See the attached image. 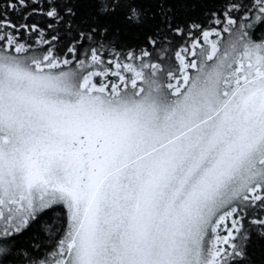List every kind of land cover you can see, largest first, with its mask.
I'll return each instance as SVG.
<instances>
[{"label": "snow or ice", "instance_id": "1", "mask_svg": "<svg viewBox=\"0 0 264 264\" xmlns=\"http://www.w3.org/2000/svg\"><path fill=\"white\" fill-rule=\"evenodd\" d=\"M0 264H264V0H0Z\"/></svg>", "mask_w": 264, "mask_h": 264}]
</instances>
